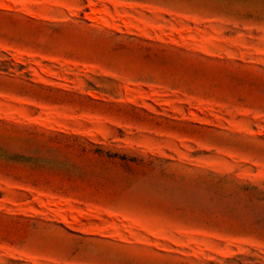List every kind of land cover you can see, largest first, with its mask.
<instances>
[{"label": "rangeland", "instance_id": "1", "mask_svg": "<svg viewBox=\"0 0 264 264\" xmlns=\"http://www.w3.org/2000/svg\"><path fill=\"white\" fill-rule=\"evenodd\" d=\"M0 264H264V0H0Z\"/></svg>", "mask_w": 264, "mask_h": 264}]
</instances>
